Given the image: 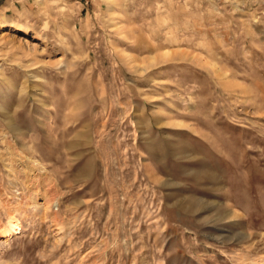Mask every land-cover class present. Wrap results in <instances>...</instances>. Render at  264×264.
Wrapping results in <instances>:
<instances>
[{
    "label": "rangeland",
    "instance_id": "374dc122",
    "mask_svg": "<svg viewBox=\"0 0 264 264\" xmlns=\"http://www.w3.org/2000/svg\"><path fill=\"white\" fill-rule=\"evenodd\" d=\"M0 264H264V0H0Z\"/></svg>",
    "mask_w": 264,
    "mask_h": 264
},
{
    "label": "bare ground",
    "instance_id": "6f19581e",
    "mask_svg": "<svg viewBox=\"0 0 264 264\" xmlns=\"http://www.w3.org/2000/svg\"><path fill=\"white\" fill-rule=\"evenodd\" d=\"M21 230V226L16 221H10L9 224L3 230L4 239H11V237Z\"/></svg>",
    "mask_w": 264,
    "mask_h": 264
}]
</instances>
